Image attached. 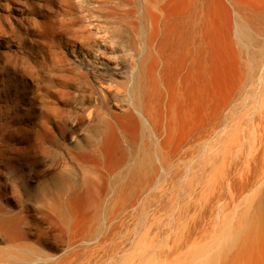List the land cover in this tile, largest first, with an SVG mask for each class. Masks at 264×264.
<instances>
[{
	"label": "rangeland",
	"instance_id": "374dc122",
	"mask_svg": "<svg viewBox=\"0 0 264 264\" xmlns=\"http://www.w3.org/2000/svg\"><path fill=\"white\" fill-rule=\"evenodd\" d=\"M19 243L264 264V0H0V264Z\"/></svg>",
	"mask_w": 264,
	"mask_h": 264
},
{
	"label": "bare ground",
	"instance_id": "6f19581e",
	"mask_svg": "<svg viewBox=\"0 0 264 264\" xmlns=\"http://www.w3.org/2000/svg\"><path fill=\"white\" fill-rule=\"evenodd\" d=\"M9 247L10 249H12V251L6 254V256L4 257V261L11 262V264H25L27 262V255L26 253H24L25 250H21V249H26V245L24 243H19L17 245V247L21 250V252L18 254L16 253L14 254L13 250L15 247L13 245H9Z\"/></svg>",
	"mask_w": 264,
	"mask_h": 264
}]
</instances>
